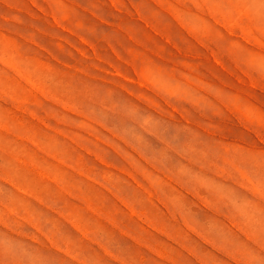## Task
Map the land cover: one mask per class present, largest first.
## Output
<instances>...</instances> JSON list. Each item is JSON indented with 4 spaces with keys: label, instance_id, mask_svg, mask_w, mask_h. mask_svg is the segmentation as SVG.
Returning a JSON list of instances; mask_svg holds the SVG:
<instances>
[{
    "label": "rangeland",
    "instance_id": "1",
    "mask_svg": "<svg viewBox=\"0 0 264 264\" xmlns=\"http://www.w3.org/2000/svg\"><path fill=\"white\" fill-rule=\"evenodd\" d=\"M0 264H264V0H0Z\"/></svg>",
    "mask_w": 264,
    "mask_h": 264
},
{
    "label": "bare ground",
    "instance_id": "2",
    "mask_svg": "<svg viewBox=\"0 0 264 264\" xmlns=\"http://www.w3.org/2000/svg\"><path fill=\"white\" fill-rule=\"evenodd\" d=\"M124 8V7H123ZM122 77V76H121ZM129 79V78H128ZM132 81V80H131ZM138 83V82H137ZM143 84V83H142ZM144 87H146L145 85H144ZM148 89H149V87H148ZM101 186V185H100ZM70 257V256H69Z\"/></svg>",
    "mask_w": 264,
    "mask_h": 264
}]
</instances>
